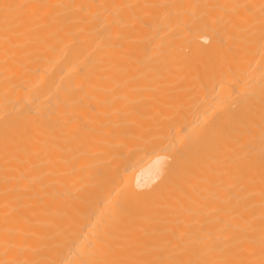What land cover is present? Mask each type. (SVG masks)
I'll use <instances>...</instances> for the list:
<instances>
[{
	"label": "bare ground",
	"instance_id": "6f19581e",
	"mask_svg": "<svg viewBox=\"0 0 264 264\" xmlns=\"http://www.w3.org/2000/svg\"><path fill=\"white\" fill-rule=\"evenodd\" d=\"M0 264H264V0H0Z\"/></svg>",
	"mask_w": 264,
	"mask_h": 264
}]
</instances>
